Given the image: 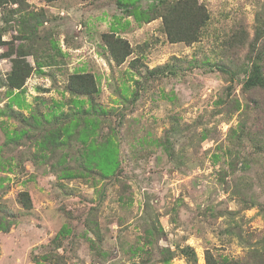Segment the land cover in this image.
Here are the masks:
<instances>
[{"label":"rangeland","instance_id":"rangeland-1","mask_svg":"<svg viewBox=\"0 0 264 264\" xmlns=\"http://www.w3.org/2000/svg\"><path fill=\"white\" fill-rule=\"evenodd\" d=\"M14 1H0V264H205L207 251L264 261V86L244 88L254 64L264 77V0H198L209 20L192 44L116 0ZM108 33L129 46L121 64ZM13 60L31 69L20 109ZM76 73L97 93L72 97ZM74 118L73 136L50 147L44 135ZM106 141L118 152L104 177L85 154Z\"/></svg>","mask_w":264,"mask_h":264},{"label":"trees","instance_id":"trees-1","mask_svg":"<svg viewBox=\"0 0 264 264\" xmlns=\"http://www.w3.org/2000/svg\"><path fill=\"white\" fill-rule=\"evenodd\" d=\"M1 1V0H0ZM54 1V0H47ZM96 1V0H89ZM14 3H16L13 0ZM117 5L125 13L126 17H132L133 21L140 24H147L156 19H161L163 24L164 33L170 43L184 42L186 44H192L197 42L201 35L203 28L205 27L207 21L209 20L208 13L204 10L198 0H116ZM149 2L147 8L142 9L141 3ZM113 31L119 30L118 28L112 27ZM2 34L0 33V47L5 43L1 40ZM103 42L105 47L110 52L113 60L116 64H121L124 62L125 58L130 54L128 44L119 39L115 38L112 34L108 33L103 36ZM10 55L3 53L0 54V58L9 57ZM13 66L11 68L10 75L8 77V86L10 90L8 91L10 99V105L12 103L17 105L18 108L22 107V100L20 95L24 92L23 86L26 79L30 75L31 69L28 67L24 61L13 60ZM163 68L158 67L153 69L150 73L155 74L156 72L162 70ZM228 72V70L223 71ZM263 72L261 67L257 64L253 65L251 72L248 74L244 81V88L247 90H256L257 88H262L264 86V77H262ZM96 81L90 74H74L71 76L67 92L75 98L79 97H89L95 93ZM14 90L17 92L14 93ZM83 99H75L73 101L75 106H78L79 112L82 110L84 104ZM84 114H88L89 111L82 110ZM86 125L88 130H82V136L78 137L80 141L86 144L89 139V134L96 129V124L93 121L86 118ZM78 124L76 119H72L69 125H66L57 131L52 132L50 136L44 135V140L50 145V147H56L59 145L60 134L66 135V137L73 136ZM243 134V131L240 132ZM11 139V138H10ZM92 141V140H91ZM93 142V141H92ZM86 145L87 152L85 154V161L88 165V170L98 169L104 177H107L115 173L117 169V147L111 144L110 141H106L96 147L93 143ZM74 174L68 173L66 177H71ZM22 204L23 207L28 208L29 201L28 194H22ZM1 230L5 231L7 226L2 225ZM68 234L67 227H63L59 233L56 235L55 240L58 242L60 236ZM60 239V238H59ZM187 256L195 260L194 253L192 250L187 249L184 251ZM205 264H248L237 260H229L227 258L217 259L209 251L205 253ZM259 264H264V261Z\"/></svg>","mask_w":264,"mask_h":264}]
</instances>
